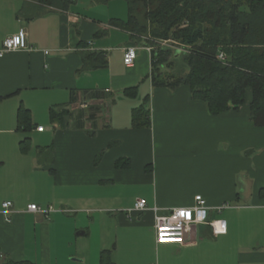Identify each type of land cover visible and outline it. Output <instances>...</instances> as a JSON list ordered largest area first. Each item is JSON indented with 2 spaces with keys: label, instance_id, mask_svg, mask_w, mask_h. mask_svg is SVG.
I'll return each mask as SVG.
<instances>
[{
  "label": "crops",
  "instance_id": "0c3cea01",
  "mask_svg": "<svg viewBox=\"0 0 264 264\" xmlns=\"http://www.w3.org/2000/svg\"><path fill=\"white\" fill-rule=\"evenodd\" d=\"M20 28L27 44L0 56V259L98 264L108 249L116 264H264V127L250 119V92L212 115L186 85L153 87L149 47L74 6L0 0V47ZM84 51L103 52L107 65L79 72ZM131 87L134 96L124 93ZM143 102L151 124L133 128L131 111ZM20 106L29 131L17 129ZM53 106L70 110L60 124L50 120ZM123 157L130 165L115 167ZM198 194L228 204L208 212L225 231L197 223L185 245L156 243L154 215L192 206ZM138 198L144 211L133 210ZM31 203L46 212L28 211ZM143 226L151 245H137Z\"/></svg>",
  "mask_w": 264,
  "mask_h": 264
},
{
  "label": "trees",
  "instance_id": "16d2710c",
  "mask_svg": "<svg viewBox=\"0 0 264 264\" xmlns=\"http://www.w3.org/2000/svg\"><path fill=\"white\" fill-rule=\"evenodd\" d=\"M33 1L59 10H69L78 2ZM126 1L127 20L111 18L108 23L128 31L131 40L150 48L153 87L174 90L186 85L191 97L206 102L212 115L236 109L245 103L250 92V119L255 126L264 127V0ZM98 35L95 32L94 37ZM87 44L79 42L80 47ZM220 53L225 55L223 59L218 58ZM81 60L79 72L107 65L106 55L98 51L82 52ZM136 88L125 89L124 93L134 96ZM143 103L131 111L133 128H148L151 124L150 109ZM49 114L52 122L60 124L64 116L70 115V110L53 106ZM31 128L29 110L20 106L17 129L29 131ZM27 144L26 138L21 141L23 149ZM114 165L129 166L130 159L118 158ZM0 264L36 263L3 256ZM98 264H116L112 251L101 250Z\"/></svg>",
  "mask_w": 264,
  "mask_h": 264
},
{
  "label": "built area",
  "instance_id": "2783aa9c",
  "mask_svg": "<svg viewBox=\"0 0 264 264\" xmlns=\"http://www.w3.org/2000/svg\"><path fill=\"white\" fill-rule=\"evenodd\" d=\"M164 43V42H162ZM27 44V31L20 28L16 33L5 37L0 47V56L7 51L22 48ZM180 48V47H179ZM150 49V48H149ZM182 50V49H180ZM48 51H44L47 53ZM225 55L220 53L218 58L223 59ZM136 58V50L134 47H128L124 53L123 61L125 65H131ZM42 126H37V130H42ZM11 201H3L1 206L4 212H7L11 206ZM228 207L227 203L219 205H209L201 195L194 196V203L188 207H172L166 213H156L154 215V233L155 241L158 244L177 243L185 245L188 243L189 233L197 223L209 224L213 233L219 234L226 229V222L219 218H209L208 212H220L222 209ZM146 201L143 198H138L134 204L133 210L144 211L146 209ZM26 209L32 212H46L36 203L27 205ZM156 211V208L153 209ZM48 211V210H47ZM185 212L188 215L181 216L180 213Z\"/></svg>",
  "mask_w": 264,
  "mask_h": 264
},
{
  "label": "rangeland",
  "instance_id": "374dc122",
  "mask_svg": "<svg viewBox=\"0 0 264 264\" xmlns=\"http://www.w3.org/2000/svg\"><path fill=\"white\" fill-rule=\"evenodd\" d=\"M73 6L76 7L82 14L96 18L104 17L107 21L111 18H120L122 20H127L128 18V3L126 0H109L104 3H96L91 0H78V2ZM98 230L99 229H97L95 225L92 229L94 232L91 236L92 238L97 235ZM152 233L151 227H141L139 235H137L136 238L139 242L137 245H149L151 243L150 237ZM155 253L156 252L154 251V255Z\"/></svg>",
  "mask_w": 264,
  "mask_h": 264
},
{
  "label": "snow or ice",
  "instance_id": "6c2138e0",
  "mask_svg": "<svg viewBox=\"0 0 264 264\" xmlns=\"http://www.w3.org/2000/svg\"><path fill=\"white\" fill-rule=\"evenodd\" d=\"M180 215H181V216H185V215H188V213L181 212Z\"/></svg>",
  "mask_w": 264,
  "mask_h": 264
}]
</instances>
